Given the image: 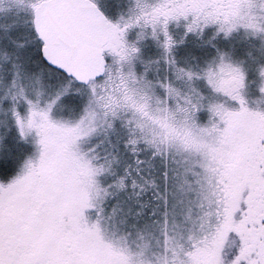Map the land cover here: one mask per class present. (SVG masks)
<instances>
[{
	"label": "snow or ice",
	"instance_id": "snow-or-ice-1",
	"mask_svg": "<svg viewBox=\"0 0 264 264\" xmlns=\"http://www.w3.org/2000/svg\"><path fill=\"white\" fill-rule=\"evenodd\" d=\"M0 264H264V0H0Z\"/></svg>",
	"mask_w": 264,
	"mask_h": 264
}]
</instances>
